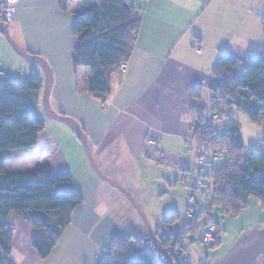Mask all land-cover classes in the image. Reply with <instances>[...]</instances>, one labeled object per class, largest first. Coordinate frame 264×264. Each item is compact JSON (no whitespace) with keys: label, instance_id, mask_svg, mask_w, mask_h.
Instances as JSON below:
<instances>
[{"label":"crops","instance_id":"1","mask_svg":"<svg viewBox=\"0 0 264 264\" xmlns=\"http://www.w3.org/2000/svg\"><path fill=\"white\" fill-rule=\"evenodd\" d=\"M132 1L140 11L142 28L126 74L112 77L111 93L105 101L88 92L90 69L75 72L72 64L76 16L88 10L81 1L62 9L60 0H19L10 16L2 20L23 50L42 57L50 66L54 79L51 108L84 129L100 171L124 188L145 213L146 202L140 201H146L156 181L170 189L181 188L183 210L177 202L165 214L153 216L148 211L146 215L155 222L177 212L187 225L185 212L192 189L202 175H211L214 167L199 161L203 148L193 136L195 117L191 110L212 99L209 86L223 53L248 55L263 47L264 21L260 15L264 0H153L147 5ZM195 42L201 43L202 54L194 50ZM0 69L17 83L36 75L43 83L40 91L45 87L44 69L19 56L1 33ZM196 88L202 89L201 101L194 96ZM52 122H45L37 146L13 153L6 171L27 172L48 164L56 173L70 172L76 191L85 201L45 260L33 248V227L11 214L8 224L13 230V264H97L118 237L134 235L148 241V229L133 213L129 226L113 215L129 201L95 173L76 134L67 125ZM150 139L156 142L154 146H149ZM43 145L62 153L67 163L72 160L80 164L81 171L56 170L53 162L34 166V151ZM204 231L205 225L202 238L192 237L184 246L191 264L203 254Z\"/></svg>","mask_w":264,"mask_h":264},{"label":"trees","instance_id":"2","mask_svg":"<svg viewBox=\"0 0 264 264\" xmlns=\"http://www.w3.org/2000/svg\"><path fill=\"white\" fill-rule=\"evenodd\" d=\"M87 12L77 14L73 27L74 50L72 64L75 72L80 68L91 71L90 96L105 101L111 93V80L127 63L134 50L136 38L142 28L139 9L132 0H79ZM67 9L66 2H60ZM43 83L38 76L24 82L7 80L0 85V264H13V230L8 224L11 214H17L34 229L33 248L38 256L47 259L72 223L75 210L84 203L69 173H56L51 166L32 171L8 173L6 164L17 150H30L37 146L38 137L46 124L39 115L38 92ZM212 99L192 108L195 117L192 132L202 146L201 151H214L225 158L218 161L213 173L207 175L213 182L211 191L204 196L201 212L197 211L182 233L176 234L172 226L180 216L177 212L164 220L163 228L155 234L163 248L171 254L175 264H191L185 256L186 242L199 233V223L205 228L217 229L214 212L224 215L238 214L248 200L255 197L264 202V150L255 152L245 147L240 124L230 118L224 131L216 123L223 121L225 111L232 106L242 111L256 125L264 124V48L248 55L223 53L215 68L209 86ZM202 99V89L193 91ZM245 101V105H244ZM211 103L209 109L208 104ZM210 112L209 118L205 112ZM221 115L214 119V113ZM84 130V129H83ZM85 132V131H84ZM225 140L226 148L221 144ZM264 147V141L262 142ZM203 176V175H202ZM183 250L177 257V249ZM100 264H170L156 253L151 239L146 241L134 235L116 238L106 249Z\"/></svg>","mask_w":264,"mask_h":264},{"label":"rangeland","instance_id":"3","mask_svg":"<svg viewBox=\"0 0 264 264\" xmlns=\"http://www.w3.org/2000/svg\"><path fill=\"white\" fill-rule=\"evenodd\" d=\"M260 17L264 21V11L260 15ZM40 92L41 91L38 92L40 105L39 115L44 119L46 124L53 123V120L47 118L44 111L43 100L45 87L43 88L41 94ZM206 98L209 99L208 96ZM208 106V108L210 109V102ZM204 115L209 118L210 112L207 111ZM230 118L235 119L240 124L245 147L251 151L262 152L264 150L262 144V142L264 141V124H253L243 112H240L237 107L232 106L225 111L223 121H218L216 123V126L220 124L219 129L221 130V132L224 131V125H226V122ZM58 124L60 123L58 122ZM221 144L228 148V146L225 144L224 139L221 140ZM34 153H37V159L33 162L34 166H36L38 163L42 164L44 162H53L56 170L74 169L76 171H81L80 164L74 163V161L72 160L70 161V163H67V161L62 157L63 154L54 153V149L50 145H43L35 150ZM189 154L191 153H188V155ZM85 157L86 161H89L87 155ZM225 162V158H222L218 161L216 167L219 168L223 166ZM206 163L207 162L203 164ZM158 176L159 174L157 173L155 175V178H158ZM82 188L85 192V187ZM151 191L152 192L149 193L145 198L146 201H140L141 203L146 202V207H144L146 213H148L149 211V213H151L153 216H156V213L159 214L161 212L165 214L164 211H166V209H168L169 207L175 205V203L177 202L181 203L180 210H183V203L180 199V194L182 191L181 188H177L176 190L170 189L169 186H166L165 184H159L156 181ZM141 211L153 229L157 230V228H163L165 218L161 217L158 221L155 222L149 221L143 209H141ZM187 212L188 211L186 210L185 215L187 214ZM130 213H133L135 217H138L140 220H142L139 213L130 202H127V200L124 202V204L120 205L113 211L114 216L123 219L122 224L124 226H129L131 224ZM172 214L173 212H171L169 216H171ZM213 217V222L219 225V229L221 232L218 236L219 246H217L215 249L202 248L203 254L199 257V259H197V261H195L194 264H264V202L255 197H251L248 200V205L245 207H241L238 214L224 215L220 211L216 210L213 214ZM204 225V221L199 223V234L197 236L198 239L202 238ZM185 226L186 221H184L183 218L180 217L179 220L173 224L172 230H174L176 234H179L178 232L184 231ZM198 246L201 247L200 245ZM100 263L101 259L99 258L97 264Z\"/></svg>","mask_w":264,"mask_h":264},{"label":"water","instance_id":"4","mask_svg":"<svg viewBox=\"0 0 264 264\" xmlns=\"http://www.w3.org/2000/svg\"><path fill=\"white\" fill-rule=\"evenodd\" d=\"M0 33L6 38L8 43L12 46L14 51L21 56L24 60H26L29 63L32 64H37L40 65L45 73H46V85H45V93H44V100H43V105H44V111L50 120L63 123L67 125L77 136L78 140L82 143L86 155L89 159L90 165L92 166L93 170L95 173L102 178L104 181L110 183L114 187H116L127 199L128 201L133 205V207L136 209V211L139 213L140 217L142 218L146 228L149 231L150 234V239L153 243L154 249L158 256L160 258L165 257L170 264H175L174 260L172 259L171 255L163 248L162 244L160 243L159 239L157 238L154 229L151 227L150 223L146 219V217L143 215L140 207L137 205V202L130 196V194L122 188L119 184L116 182L112 181L108 177H106L100 169L97 167L94 156L91 152L88 139L86 136V133L84 130L80 127L79 124H77L75 121L72 119L61 115L57 112H55L50 105V98H51V92H52V86H53V75H52V70L50 69V66L48 63L40 56L34 55L31 53H28L27 51L23 50L20 45L12 38L10 35V32L8 30V27L4 24L3 20L0 18Z\"/></svg>","mask_w":264,"mask_h":264},{"label":"built area","instance_id":"5","mask_svg":"<svg viewBox=\"0 0 264 264\" xmlns=\"http://www.w3.org/2000/svg\"><path fill=\"white\" fill-rule=\"evenodd\" d=\"M19 0H1L0 1V18L6 20L11 12L12 8L15 4L18 3ZM74 1L79 0H60V2L72 3ZM143 4H150L153 0H140ZM194 50L198 54H202L204 49L200 42H195ZM128 65L124 63L120 66L119 74L125 75L127 72ZM8 80L6 72L0 69V85L4 84ZM221 115V112L214 113L213 118L217 119ZM149 146H154L156 142L152 139L148 141ZM220 154L214 151H201L199 155V161L205 163L207 161L216 162L220 158ZM213 182L210 178L203 175L199 178L197 185L192 189V192L189 196V209H188V217L189 219L193 218L197 211L201 212L202 204L204 196H206L212 189ZM217 240V229L213 225H208L204 231V237L202 239V245L205 247H210L216 243ZM178 257L182 250L177 249L175 252ZM171 255V254H170ZM162 261H166V258L163 257Z\"/></svg>","mask_w":264,"mask_h":264},{"label":"bare ground","instance_id":"6","mask_svg":"<svg viewBox=\"0 0 264 264\" xmlns=\"http://www.w3.org/2000/svg\"><path fill=\"white\" fill-rule=\"evenodd\" d=\"M167 260V259H166Z\"/></svg>","mask_w":264,"mask_h":264}]
</instances>
